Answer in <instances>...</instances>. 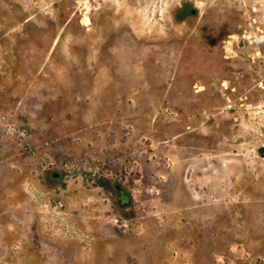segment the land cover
<instances>
[{
	"label": "rangeland",
	"instance_id": "374dc122",
	"mask_svg": "<svg viewBox=\"0 0 264 264\" xmlns=\"http://www.w3.org/2000/svg\"><path fill=\"white\" fill-rule=\"evenodd\" d=\"M0 264H264V0H0Z\"/></svg>",
	"mask_w": 264,
	"mask_h": 264
},
{
	"label": "flooded vegetation",
	"instance_id": "af4514ba",
	"mask_svg": "<svg viewBox=\"0 0 264 264\" xmlns=\"http://www.w3.org/2000/svg\"><path fill=\"white\" fill-rule=\"evenodd\" d=\"M116 191H117V203L120 206H125L128 201V194L126 191L119 186H116Z\"/></svg>",
	"mask_w": 264,
	"mask_h": 264
}]
</instances>
